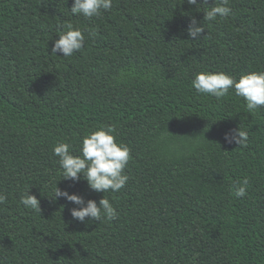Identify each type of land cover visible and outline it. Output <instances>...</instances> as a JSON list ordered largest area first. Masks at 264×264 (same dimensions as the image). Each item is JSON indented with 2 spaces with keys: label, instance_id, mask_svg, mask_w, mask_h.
<instances>
[{
  "label": "trees",
  "instance_id": "1",
  "mask_svg": "<svg viewBox=\"0 0 264 264\" xmlns=\"http://www.w3.org/2000/svg\"><path fill=\"white\" fill-rule=\"evenodd\" d=\"M198 2L112 0L87 19L73 0H0V264H264V107L192 86L199 72L264 71V0H229L211 22L214 0ZM192 17L205 37H189ZM69 23L84 48L51 53ZM101 125L131 149L119 192L63 179L53 154L66 142L80 155ZM239 126L247 147L224 139ZM56 185L106 195L118 218L73 219L79 206L54 198ZM28 191L41 212L21 204Z\"/></svg>",
  "mask_w": 264,
  "mask_h": 264
},
{
  "label": "clouds",
  "instance_id": "2",
  "mask_svg": "<svg viewBox=\"0 0 264 264\" xmlns=\"http://www.w3.org/2000/svg\"><path fill=\"white\" fill-rule=\"evenodd\" d=\"M189 5H196L199 11L198 0H187ZM203 4H208V0H203ZM229 0H214L210 10L204 11L203 21H215L217 17L226 18L232 13L228 6ZM112 8V0H73L70 8L73 16L83 15L87 19L99 16L102 11H109ZM205 25L191 18L187 29L192 40H198L204 36ZM91 35V33H90ZM205 37V36H204ZM85 46V35L79 27H74L71 23L66 25V30L59 34L51 49V53L59 54L62 57H72ZM193 88L201 94H207L221 100L229 94L230 89H234L235 95L242 97L246 102V109L249 113H255L257 109L264 107V71H252L243 74L239 79L232 75L220 72H199L195 74L192 81ZM114 125L99 126L97 130L88 133L82 140L80 155H74L71 145L60 142L53 148V154L59 158V165L63 171V179L78 181L84 179L89 187L95 192L108 193L119 192L124 188L129 180L125 173L131 159L130 147L118 141L115 135ZM227 143H235L239 147H247L249 136L247 131L240 126L232 132L225 133ZM249 180L244 178L236 187L235 196L243 197L247 193ZM64 197L79 207L71 210L73 219L81 223L86 221L102 222L112 221L118 218L116 208L104 195L99 203L95 200H87L77 194H69L61 191L56 185L55 197ZM7 200L5 194L0 193V204ZM21 204L33 211H40V200L36 195L29 194V191L21 197Z\"/></svg>",
  "mask_w": 264,
  "mask_h": 264
}]
</instances>
